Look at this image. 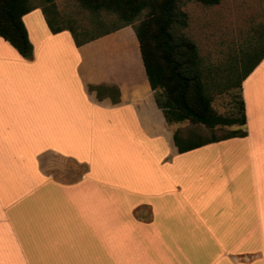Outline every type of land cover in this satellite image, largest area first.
<instances>
[{
	"label": "crops",
	"instance_id": "0c3cea01",
	"mask_svg": "<svg viewBox=\"0 0 264 264\" xmlns=\"http://www.w3.org/2000/svg\"><path fill=\"white\" fill-rule=\"evenodd\" d=\"M0 36V264H264V57L246 135L179 152L130 25ZM241 91V90H240Z\"/></svg>",
	"mask_w": 264,
	"mask_h": 264
},
{
	"label": "trees",
	"instance_id": "16d2710c",
	"mask_svg": "<svg viewBox=\"0 0 264 264\" xmlns=\"http://www.w3.org/2000/svg\"><path fill=\"white\" fill-rule=\"evenodd\" d=\"M191 0H78L79 4L93 12L113 13L117 23L112 29L81 37L74 28L57 25L56 11L42 7L47 24L52 32L69 29L77 46L127 25H132L139 43L144 69L157 105L162 109L169 124L183 121L200 123L209 128L237 125L224 136L195 140L182 137L177 128L174 142L179 152H185L209 142L246 135L244 102L240 99V115L225 117L217 114L211 105V88L203 78L197 46L186 34L188 15L182 6ZM205 6L218 4L220 0H194ZM36 5L29 0H0V36L8 41L24 57L31 58L33 46L28 38L23 15ZM144 18L137 24L143 11ZM102 21H96L101 23ZM264 35V31L260 33ZM259 49L257 46L256 50ZM246 54L245 69L239 78V87L244 78L264 57V49ZM256 51V54H255ZM255 54V56H254ZM241 97V94H240Z\"/></svg>",
	"mask_w": 264,
	"mask_h": 264
},
{
	"label": "rangeland",
	"instance_id": "374dc122",
	"mask_svg": "<svg viewBox=\"0 0 264 264\" xmlns=\"http://www.w3.org/2000/svg\"><path fill=\"white\" fill-rule=\"evenodd\" d=\"M29 3L54 7L57 25L74 28L81 37L112 29L117 23L115 14L102 12L96 16L83 8L78 0H29ZM182 10L188 15L185 34L197 46L203 78L211 88L213 109L225 117L239 116L243 95L242 85L240 89L238 82L245 69L246 54L256 50L257 46L258 52L264 49V35H260L264 31V0H220L211 6L191 0L182 6ZM146 12L143 11L135 24ZM236 127L209 128L188 120L178 124L182 137L190 136L199 141L220 138Z\"/></svg>",
	"mask_w": 264,
	"mask_h": 264
}]
</instances>
